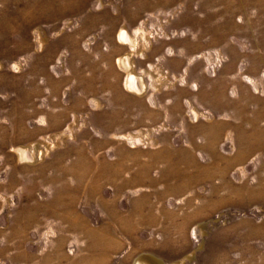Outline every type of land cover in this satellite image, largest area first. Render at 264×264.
Wrapping results in <instances>:
<instances>
[{
	"label": "rangeland",
	"instance_id": "1",
	"mask_svg": "<svg viewBox=\"0 0 264 264\" xmlns=\"http://www.w3.org/2000/svg\"><path fill=\"white\" fill-rule=\"evenodd\" d=\"M0 264H264V0H0Z\"/></svg>",
	"mask_w": 264,
	"mask_h": 264
},
{
	"label": "bare ground",
	"instance_id": "2",
	"mask_svg": "<svg viewBox=\"0 0 264 264\" xmlns=\"http://www.w3.org/2000/svg\"><path fill=\"white\" fill-rule=\"evenodd\" d=\"M231 16H232V15H231ZM126 37H127V35H126ZM132 79H133V86H135L136 88H138V84L136 83L134 77H133ZM139 262H140V261H139ZM141 263H142V262H141Z\"/></svg>",
	"mask_w": 264,
	"mask_h": 264
},
{
	"label": "flooded vegetation",
	"instance_id": "3",
	"mask_svg": "<svg viewBox=\"0 0 264 264\" xmlns=\"http://www.w3.org/2000/svg\"><path fill=\"white\" fill-rule=\"evenodd\" d=\"M126 37V36H125ZM127 40H129L128 36L126 37ZM257 83V82H256Z\"/></svg>",
	"mask_w": 264,
	"mask_h": 264
}]
</instances>
